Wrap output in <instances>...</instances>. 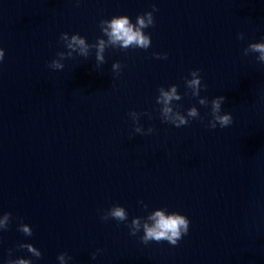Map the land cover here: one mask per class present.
Here are the masks:
<instances>
[{"label": "water", "instance_id": "1", "mask_svg": "<svg viewBox=\"0 0 264 264\" xmlns=\"http://www.w3.org/2000/svg\"><path fill=\"white\" fill-rule=\"evenodd\" d=\"M153 5L148 50L108 48L98 69L95 50L48 67L61 33L92 43L101 19L134 20ZM262 40L264 0H0V214L11 213L0 264L20 243L42 251L36 264H59L60 253L70 264H264V69L243 55ZM196 69L201 96L226 97L231 129L161 121L158 89L183 93ZM176 103L210 112L190 95ZM132 110L152 114L140 121L152 134L133 133ZM139 201L187 215L189 233L176 246L144 245L125 224L100 219L115 204L129 221L145 216ZM28 224L31 237L17 230ZM29 255L16 248L13 258Z\"/></svg>", "mask_w": 264, "mask_h": 264}, {"label": "clouds", "instance_id": "2", "mask_svg": "<svg viewBox=\"0 0 264 264\" xmlns=\"http://www.w3.org/2000/svg\"><path fill=\"white\" fill-rule=\"evenodd\" d=\"M77 6L81 0H75ZM159 9L156 5L152 6V10L139 14L133 20L129 15H114L110 19H101L99 28L102 33L95 42L90 43L86 36L79 32L68 33L63 32L59 37V45L63 50L58 51L49 63L48 67L53 71H61L65 68V61L71 60L78 56L87 60L95 50V68H100L106 63L105 53L108 48L127 51L128 49L148 50L152 45L151 33L145 30L155 26L154 13ZM237 39L244 41L246 35L243 32L238 33ZM157 59H167V53H153ZM245 59H254L256 65L264 69V40L258 45L249 44L243 51ZM6 51L0 47V65L3 64ZM124 65L116 61L112 64V72L114 77H119L123 71ZM190 77L184 78L185 91H179V85L172 84L168 87L161 86L158 89L156 103L160 105L159 116L162 122L180 128L187 126L193 120H200L209 129H231L233 127V118L230 112H225L223 104L226 100L224 96H216L209 100L207 96H201V92L207 88L204 84L201 70L196 69L190 72ZM198 98L200 106L209 107L210 112L207 117L201 116L200 109L193 105L184 109L182 104H178L184 96ZM147 116L152 118L150 112H137L132 110L128 113V117L132 121L133 133L142 136L150 135L155 128L147 129L140 123L141 117ZM206 121V123H205ZM147 212L145 216H136L129 221V213L126 207L115 204L110 208L103 210L100 219L102 221L115 220L117 224H125L129 229L131 236H139L142 244L148 245L150 242L166 241L172 246L179 244L180 240L189 233L191 221L185 214L179 211H170L168 207H158L149 210V205L143 201H139ZM11 213L5 212L0 214V229L8 230ZM27 237L33 235V228L30 224L20 226L18 229ZM142 233V234H141ZM16 248L26 249L30 254L28 257H14ZM16 248L8 249V258L5 264H36L43 256L42 251L32 243H20ZM102 249H97L92 253V259L95 260ZM59 264H70L73 257L67 253H60L57 257Z\"/></svg>", "mask_w": 264, "mask_h": 264}]
</instances>
